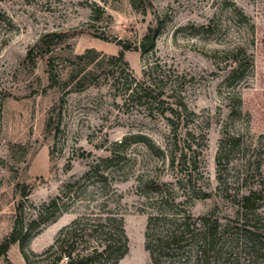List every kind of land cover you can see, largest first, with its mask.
Listing matches in <instances>:
<instances>
[{"label": "rangeland", "instance_id": "rangeland-1", "mask_svg": "<svg viewBox=\"0 0 264 264\" xmlns=\"http://www.w3.org/2000/svg\"><path fill=\"white\" fill-rule=\"evenodd\" d=\"M145 81L157 99L129 97ZM225 133L236 142L219 166ZM184 147L196 160L173 161ZM97 162L104 184L86 175ZM21 202L32 264L110 208L129 239L121 264H153L150 215L186 213L236 238L235 264H264V0H0V244ZM0 264H27L19 243Z\"/></svg>", "mask_w": 264, "mask_h": 264}, {"label": "trees", "instance_id": "trees-1", "mask_svg": "<svg viewBox=\"0 0 264 264\" xmlns=\"http://www.w3.org/2000/svg\"><path fill=\"white\" fill-rule=\"evenodd\" d=\"M155 34V29L150 27L147 38L153 39ZM120 44L122 50L118 56H112L111 59L124 62V51L128 50L129 47L124 43ZM90 53L95 55L94 59L99 55L93 49L87 51V54ZM32 54L33 50L29 52L28 56L31 57ZM85 56L77 55L76 57L83 59ZM50 74L51 79L55 78L52 71H50ZM148 84L145 81L130 86L128 89L130 91L129 97L135 98L138 96L140 100L145 98L149 102L152 99H157L152 95L151 84ZM173 112L175 111L173 110ZM235 142V138L231 134L225 133L221 139L217 156L219 166L223 160H227ZM195 153L192 151V156L185 147L181 148L178 153L176 152L173 161L176 157L186 162L189 159L196 160L197 154ZM108 160H110L109 157L103 159V161ZM99 167L100 163L97 162L86 175L87 177L91 175L92 178L98 180L97 182L104 184L108 177L105 174L101 175ZM219 180L225 182L220 174ZM79 186L80 181L67 183L60 194L46 205L45 209H60V200L64 195L70 194ZM93 188H95L94 185ZM159 192L163 201H165L164 198H169L166 192L164 193L161 190ZM255 194L242 196L243 207L248 209L255 207V200L253 199ZM22 210L23 203L21 202L17 206L16 214L18 217L14 228L0 244V256L6 253L11 245L19 243L27 264H32L30 256L25 250L23 237L20 235L23 230V226H20L22 223L20 215ZM85 237H89V240L84 239ZM83 241L88 243L89 246L80 247ZM235 241L236 238L228 235L222 224L210 215L193 217L190 213L173 216L153 214L149 216L146 226V249L153 264H235L233 256ZM128 243L124 216L122 214L118 215L110 208L104 211V216H88L87 218L82 217L73 220L69 226L60 231L55 242L44 252L45 255L49 254L44 260H48L52 255V251L56 249L53 253L57 254L53 264H59L63 259L66 260V263L62 264H121L120 261L129 251Z\"/></svg>", "mask_w": 264, "mask_h": 264}]
</instances>
